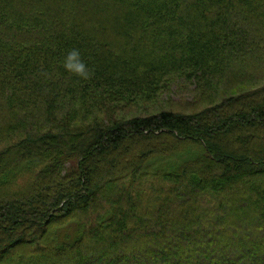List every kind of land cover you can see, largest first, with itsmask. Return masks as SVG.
<instances>
[{
    "label": "trees",
    "instance_id": "16d2710c",
    "mask_svg": "<svg viewBox=\"0 0 264 264\" xmlns=\"http://www.w3.org/2000/svg\"><path fill=\"white\" fill-rule=\"evenodd\" d=\"M263 70L264 0H0V264H264V85L115 119Z\"/></svg>",
    "mask_w": 264,
    "mask_h": 264
},
{
    "label": "rangeland",
    "instance_id": "374dc122",
    "mask_svg": "<svg viewBox=\"0 0 264 264\" xmlns=\"http://www.w3.org/2000/svg\"><path fill=\"white\" fill-rule=\"evenodd\" d=\"M264 73V70L261 71ZM264 85V81L261 80L259 83H240L233 87H228L227 84L221 83H213L214 90L210 91L207 94H203V91L200 89L199 86H196L194 82H190L183 77L176 78L172 82L170 87L171 91L168 93V90H163L160 95L156 96L155 98L147 99V98H138V100L131 105H124L121 107L117 112H115V119L120 121H129V120H138L140 118H147L158 114L161 111L165 110H173L175 112H184V113H193L196 111H200L205 109L208 106L219 104L223 100L233 97L239 96L244 94L248 91L259 89L261 86ZM205 98L204 100H200ZM188 103H190L188 105ZM187 105L189 108H187ZM185 109L186 111H184ZM107 117L105 112H94V115L89 116L86 119V122H92L94 120H98V122L106 121ZM154 185L158 187V185H162L160 181L154 182ZM220 203H226V197L219 198ZM208 208L216 209V203L211 199H208ZM226 212L224 214H228L230 208L228 209V203ZM219 212V211H217ZM254 218V217H253ZM202 220H209L212 221L211 216L202 217ZM171 236V235H168ZM203 240L208 235L199 234L196 237ZM194 237L187 236L184 238H177L179 241L183 243H188L190 240H193ZM190 244V242L188 243ZM211 248V247H210ZM212 249V248H211ZM229 258V255L225 256ZM177 259L172 258V261L175 262ZM260 259H256L255 261H259ZM192 262V261H191ZM182 263V262H181ZM180 263V264H181ZM189 263V262H188ZM252 263V262H251ZM183 264V263H182ZM184 264H187L184 263Z\"/></svg>",
    "mask_w": 264,
    "mask_h": 264
},
{
    "label": "clouds",
    "instance_id": "9594fccd",
    "mask_svg": "<svg viewBox=\"0 0 264 264\" xmlns=\"http://www.w3.org/2000/svg\"><path fill=\"white\" fill-rule=\"evenodd\" d=\"M63 66L69 73L79 78L88 79L90 76V69L83 60L78 48H73L67 53L64 57Z\"/></svg>",
    "mask_w": 264,
    "mask_h": 264
}]
</instances>
